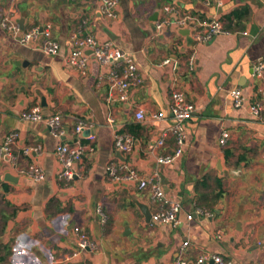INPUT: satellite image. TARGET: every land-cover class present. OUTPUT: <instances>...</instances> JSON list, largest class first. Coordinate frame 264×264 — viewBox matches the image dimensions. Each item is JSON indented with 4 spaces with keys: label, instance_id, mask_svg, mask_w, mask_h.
Segmentation results:
<instances>
[{
    "label": "crops",
    "instance_id": "0c3cea01",
    "mask_svg": "<svg viewBox=\"0 0 264 264\" xmlns=\"http://www.w3.org/2000/svg\"><path fill=\"white\" fill-rule=\"evenodd\" d=\"M101 4L0 0V21L10 16L19 25L22 19L21 30L51 22L60 46L47 54L44 37L25 45L0 26V146L9 132L17 133L11 156L3 154L0 163V264H174L178 258L198 264L199 257L213 254L229 264H264V72L254 74L255 64L264 60V0H118L115 18L107 17ZM168 5L199 21H221L239 7L248 14L241 30L199 42L173 21L175 14L164 8ZM162 18L171 22L157 30ZM78 30L112 41L134 60L143 82L129 89L127 100L110 96L111 64L91 56L81 74L65 62ZM166 59L171 63H163ZM175 85L195 111L185 123L181 155L161 164L156 157L177 148L169 131ZM234 88L244 96L240 106L233 103ZM254 102L263 106L261 118L250 112ZM34 105L44 116L60 117L63 135H53L44 120L21 118ZM138 108L144 110L143 120L135 118ZM154 112L162 117L153 119ZM78 121L87 124L81 134L74 130ZM131 124L140 126L136 136ZM223 131L228 136L221 144ZM116 133L134 138L132 151L117 149ZM160 138L164 144L156 146ZM77 140L85 147L77 173L62 178L55 149ZM28 147L39 149L26 153ZM121 163L142 178L155 174L166 196L181 202L177 225L146 219L138 204L150 213L158 208L152 186L114 180L107 168ZM31 164L42 169V180L23 173ZM216 179L222 194L203 202L217 192ZM75 226L94 247L79 250Z\"/></svg>",
    "mask_w": 264,
    "mask_h": 264
},
{
    "label": "built area",
    "instance_id": "2783aa9c",
    "mask_svg": "<svg viewBox=\"0 0 264 264\" xmlns=\"http://www.w3.org/2000/svg\"><path fill=\"white\" fill-rule=\"evenodd\" d=\"M102 12L110 18L116 17V10L118 0H101ZM166 12L175 14L173 21L181 27H187L193 40L199 42L210 41L215 35L225 32L220 19H210L208 21H199L194 16L189 14L179 15L173 5L165 6ZM177 14V15H176ZM171 22L168 18H162L156 21L157 30L162 29L165 25ZM0 26L10 32L20 43L28 45L40 37H44V44L42 50L47 54H55L59 50V43L53 37V27L51 22H46L43 26H33L26 30H21L18 23L10 16H5L0 21ZM93 57L100 64H111L112 67L107 74L108 90L111 97H115L119 101H125L128 98V91L132 87L141 85L143 79L138 71V67L134 60L121 47L115 45L112 41H98L91 34H83L80 30L73 33L71 36V49L65 57V62L75 67L81 74H85L88 61ZM165 64L171 63L169 59L163 61ZM195 64V54L191 52L188 57V67L193 69ZM264 72V60H259L254 66V74L257 77H262ZM233 103L240 106L244 103V96L240 88L231 90ZM170 111L173 116V123L169 131L174 134L177 148L171 154L159 155L156 161L161 164L172 163L182 153L183 144L185 142L184 127L186 121L192 116L195 107L185 98L183 90L176 85L172 88L170 94ZM251 114L256 118H261L263 106L260 102L251 103L249 106ZM145 117L144 110L138 108L135 111V118L143 120ZM153 119L161 118L162 113L154 112L151 114ZM21 118L27 121L44 120L48 125L51 133L56 137L63 135L62 120L58 115L44 116L39 105H34L30 109L21 113ZM109 123L113 122L112 116L107 118ZM87 128V124L83 121H78L74 130L81 134ZM228 134L226 131L222 132L219 139L221 144L225 143ZM17 133L9 132L0 146V163L3 154L11 156V145L15 143ZM115 146L122 152H130L133 149L134 138L128 134L116 133ZM164 139L160 138L156 141L157 145H163ZM84 145L80 141L73 143L60 142L55 153L60 163L59 175L62 178L70 179L77 173V165L81 162ZM39 147H28L25 149L26 153L30 150H37ZM109 175L114 180L138 181L139 187L144 188L148 185L152 186V199L157 203L158 208L151 214V219L154 222L175 226L179 222V213L182 210V204L179 200L171 199L166 196L162 188L160 180L153 174L142 178L138 172L129 166L127 163H121L119 166H109ZM24 174L30 176L36 181L42 180L44 175L42 169L36 165L31 164L23 171ZM199 213L206 212L204 209H198ZM188 219L192 218L191 214L187 215ZM74 232L77 236V247L80 249H88L94 247L92 241L87 234L78 226H75ZM188 245V241H183L181 245L180 254L184 252ZM213 260L212 264H229L230 261L225 260L220 255H203L197 259L198 264L207 263ZM174 264H187L184 258H178Z\"/></svg>",
    "mask_w": 264,
    "mask_h": 264
},
{
    "label": "trees",
    "instance_id": "16d2710c",
    "mask_svg": "<svg viewBox=\"0 0 264 264\" xmlns=\"http://www.w3.org/2000/svg\"><path fill=\"white\" fill-rule=\"evenodd\" d=\"M248 14L246 7H239L234 10H232L230 13L225 14L221 17L222 25L225 31H237L241 30L245 23L244 19L246 15ZM140 126L138 124H131V134L136 136V131L134 129H138ZM122 132V131H121ZM221 180L216 179V186H217V192L215 195L211 198H206L203 202H208L209 199L211 201H215L219 196L222 194V186H221Z\"/></svg>",
    "mask_w": 264,
    "mask_h": 264
},
{
    "label": "water",
    "instance_id": "95a60500",
    "mask_svg": "<svg viewBox=\"0 0 264 264\" xmlns=\"http://www.w3.org/2000/svg\"><path fill=\"white\" fill-rule=\"evenodd\" d=\"M22 22H23L22 19L19 20V26H20L21 29H23V24H22ZM5 179H10V180L15 181V179H14L12 176H10V175H6ZM138 205H139V207L142 209V211H143V213H144L146 219L149 220V219L151 218V214H152V213H150L148 207H146L145 205H142V204H140V203H139ZM209 263L212 264V263H213V260H210Z\"/></svg>",
    "mask_w": 264,
    "mask_h": 264
}]
</instances>
